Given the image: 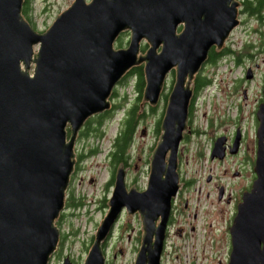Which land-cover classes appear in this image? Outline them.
<instances>
[{"label": "water", "instance_id": "95a60500", "mask_svg": "<svg viewBox=\"0 0 264 264\" xmlns=\"http://www.w3.org/2000/svg\"><path fill=\"white\" fill-rule=\"evenodd\" d=\"M23 2L0 0V264L49 263L59 242L55 222L74 170L78 132L110 109L113 89L140 65L142 101L151 107L175 70L147 186L127 190L125 171H116L108 211L84 264H105L102 245L123 210L140 216L143 232L133 264H160L171 200L179 188L177 152L187 130L189 83L210 50L224 48L238 26L240 3L74 0L48 30L37 33L22 17ZM125 32L127 47L115 49ZM258 121L257 178L243 195L240 242L234 244L241 264L264 260V248L251 240L264 243V104ZM64 264H71L68 258Z\"/></svg>", "mask_w": 264, "mask_h": 264}, {"label": "flooded vegetation", "instance_id": "af4514ba", "mask_svg": "<svg viewBox=\"0 0 264 264\" xmlns=\"http://www.w3.org/2000/svg\"><path fill=\"white\" fill-rule=\"evenodd\" d=\"M232 60L234 62V58ZM211 64L207 58L203 69L193 77V81L190 83L189 129L184 134L180 145L184 146L183 149L180 147L178 150V160L192 141L193 164H195L193 182L182 177L180 172L182 164H179L178 173L182 187L172 199L160 255L161 264H241L243 259L240 253L235 252L234 254V244L240 242L241 230L238 214L243 202V195L250 191L256 180L257 129L259 125L257 114L264 102L263 85L259 83L260 95L250 104L247 103L246 89L241 82L244 84L252 82L254 74L248 80L246 79V70L243 73L242 81L234 82L231 92L232 95H236L240 91L244 100L238 101L231 107V114H229L224 106L216 104L213 100L212 93L217 88L216 85H212V81L208 77V74L212 72L206 70V66ZM254 65L257 66L256 63ZM197 77L203 78V83L196 87ZM210 86L213 89H210ZM170 91L171 89L162 91L160 94L159 104L161 103L164 108H166ZM136 99L131 103L132 109H134L133 103ZM198 100L205 103L208 109L207 112H202L200 115L196 110ZM149 111L148 105H141L140 102V109L136 113L138 116L147 117ZM203 120H205V124ZM141 122L142 120L139 121V123ZM140 128L141 125L138 130ZM142 133L145 132L142 131ZM154 133L159 137V127ZM79 135L80 133L78 141ZM79 166L80 164L75 166L69 186L80 170ZM130 168V166L125 167L128 170ZM148 174L147 168L146 177ZM192 185L193 191L200 195L196 202H193V206L190 203ZM171 236H177L181 244L168 245L171 242ZM251 240L259 242L260 251L264 248V243L260 242V239L251 238ZM106 245H103V250L108 252L109 246L106 247ZM119 253L121 254L122 251L120 250ZM107 255L110 254L107 253ZM116 258L117 255L114 254L113 259ZM64 260L65 258L62 259V263ZM257 263L264 264V260L257 261ZM71 264H73L72 261Z\"/></svg>", "mask_w": 264, "mask_h": 264}, {"label": "rangeland", "instance_id": "374dc122", "mask_svg": "<svg viewBox=\"0 0 264 264\" xmlns=\"http://www.w3.org/2000/svg\"><path fill=\"white\" fill-rule=\"evenodd\" d=\"M90 0H86L88 3ZM239 2L243 0H237ZM74 0H31L29 18L33 28L38 32H44L56 19V17L65 12L72 6ZM240 25L231 34V37L226 43V47L232 50L239 51L245 45H253L252 49L254 57L249 61H245L243 68L254 67V63L260 64L261 68L256 71L255 78L252 82L242 84L247 89V103L260 95L259 83H263L264 78V46H260L262 54H257L258 46L264 41V12L261 19L252 18L248 14L239 15ZM129 40V34L122 36V46H126ZM119 41L114 44L118 48ZM144 50L147 47L144 45ZM232 62L221 61L217 67H208L215 69L217 75L215 77L216 88L218 90V101L216 104L224 106L229 110L238 101H243L242 94L239 91L236 95H232L233 84L243 76L242 68H232ZM230 70H232L230 72ZM230 72V73H229ZM164 90L171 89L175 81V70L171 75L166 77ZM117 97L124 96L127 103L130 104L137 98L134 79H129L126 86L119 85L116 89ZM119 101V98L113 100V104ZM126 103V102H125ZM114 113V115L105 123L102 129L103 135L98 139L85 138L79 139L75 144V152L79 154H88L91 147L99 149L100 156L85 157L80 163V170L76 173L74 180L70 186L71 198L77 207L66 211L67 216L59 228L61 235L68 237L61 251L55 253L49 264H62V259L68 256L73 264H83L88 249L91 247L96 229L108 210L107 201L111 196L113 181V167L108 159V153L111 148L112 141L116 138L120 123L124 118L126 105ZM164 106L160 103L154 115L146 118L141 124V128L137 130L134 143L135 155V170L131 168L126 177L128 187L141 189L145 187L146 169L152 150L157 141V134L154 133L155 124L162 117ZM198 115L202 112H207V105L198 100L196 105ZM205 124V120H203ZM246 126V125H245ZM142 130L145 133H142ZM193 142L188 146V152L184 155L187 161L183 163L184 171L187 176L193 180ZM182 145V149H183ZM118 168V167H117ZM136 178V184L133 181ZM199 193L193 191V186L190 190V203L199 197ZM125 224V225H124ZM77 233L75 239L71 234ZM140 221L138 216L122 215L117 223L112 237L108 242V261L107 264H133L135 254L140 242ZM118 238V240H117ZM171 242L168 245H180L181 241L177 236H171ZM122 251L120 254L119 251ZM112 253V254H111ZM117 255L114 260L113 255ZM58 255V256H57Z\"/></svg>", "mask_w": 264, "mask_h": 264}, {"label": "trees", "instance_id": "16d2710c", "mask_svg": "<svg viewBox=\"0 0 264 264\" xmlns=\"http://www.w3.org/2000/svg\"><path fill=\"white\" fill-rule=\"evenodd\" d=\"M31 0H24L23 6H22V16L30 22L29 18V4ZM241 12L240 14H248L249 16L253 18H257L258 20L261 19V15L264 12V0H243L241 3ZM31 23V22H30ZM119 41V46H122V35L117 39ZM264 46V41L259 45ZM144 46L141 48V50H144ZM251 46H245L241 52L235 53L232 50L227 47L221 52H216L214 49H212L209 52L208 59L211 61L212 64H216V62L221 59L224 56H236L234 59L236 62H240L241 58L243 56L252 57L250 56V49ZM133 77L134 84H135V90L138 94V98L135 102L134 109L130 110V113L128 114V108L129 105H126V98L123 96L120 102L113 106L112 110L109 112H105L103 114H98L91 119H89L82 131L80 132V138H93L98 139L103 135L102 129L104 128L105 123L114 115V113L125 103L126 110L123 120L120 123L119 132L116 136V138L111 143V151L109 154V161L112 164L113 172H112V181L114 180V174L120 165H123L124 167L129 166L128 161H132L135 157L134 155H130L129 150L131 147L132 142L135 140V132L139 123V120L144 116L136 113L140 109V100H141V94L143 92V88L145 85L144 81V74H143V66H137L132 68L129 73H127L124 77V83H127L128 79ZM203 83V78L197 77L196 87L199 84ZM118 98L117 92L114 90L111 99ZM151 113L154 114L157 109H150ZM160 121L158 122L159 127ZM97 149L90 148L88 151V154H85L83 156L78 157V161H82L85 157H90L92 155H95L97 153ZM67 199L65 201V208L64 212H62L56 221L57 226H61V224L64 222L68 211L71 208L77 207L78 204L74 203L71 196V191L67 190ZM77 233H72V237H76ZM68 237L66 235H62L60 238L59 246L62 248L64 244L66 243Z\"/></svg>", "mask_w": 264, "mask_h": 264}]
</instances>
